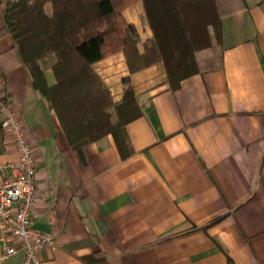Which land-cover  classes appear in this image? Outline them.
Segmentation results:
<instances>
[{"label":"crops","instance_id":"1","mask_svg":"<svg viewBox=\"0 0 264 264\" xmlns=\"http://www.w3.org/2000/svg\"><path fill=\"white\" fill-rule=\"evenodd\" d=\"M245 2L222 20L220 69L176 89L160 64L131 73L141 114L125 125L121 146L106 135L78 152L13 62L1 0L2 99L37 162L32 226L55 241L41 250L43 264H264V0ZM134 14L124 16L138 28L141 8ZM95 68L120 100L124 54ZM3 138L0 161L17 162ZM22 258L0 250V264Z\"/></svg>","mask_w":264,"mask_h":264},{"label":"trees","instance_id":"2","mask_svg":"<svg viewBox=\"0 0 264 264\" xmlns=\"http://www.w3.org/2000/svg\"><path fill=\"white\" fill-rule=\"evenodd\" d=\"M136 3L151 32L143 41L123 14ZM245 7V0H4L1 17L14 43L13 62L25 67L79 152L106 135L121 146L125 125L141 114L131 73L160 64L176 89L191 75L220 69L222 20ZM118 52L130 73L114 101L95 63Z\"/></svg>","mask_w":264,"mask_h":264},{"label":"built area","instance_id":"3","mask_svg":"<svg viewBox=\"0 0 264 264\" xmlns=\"http://www.w3.org/2000/svg\"><path fill=\"white\" fill-rule=\"evenodd\" d=\"M0 125L17 152V162L0 161V250L2 256L23 252L21 264H43L40 252L55 248L49 231L32 226V208L37 189V162L32 145L16 111L2 99ZM4 138L0 140L2 150Z\"/></svg>","mask_w":264,"mask_h":264},{"label":"rangeland","instance_id":"4","mask_svg":"<svg viewBox=\"0 0 264 264\" xmlns=\"http://www.w3.org/2000/svg\"><path fill=\"white\" fill-rule=\"evenodd\" d=\"M130 7H131V8H130ZM130 7H128V8H130V9H126V10L123 11L126 17L129 16L130 13H132V15H135L134 13H138V12H139V8H141V4H140V3H138L137 5L133 4V5L130 6ZM141 20H142V19H141ZM138 28H139V34H140L141 41H143L144 38L141 37V34H143V32H142L141 29H143V28H148V29H149V27L147 26V24L145 23V21L142 20L141 23L138 24ZM150 33H151V32H150ZM150 37H151V34H150ZM95 70H96V68H95ZM96 72H97V71H96ZM99 76H100V75H99ZM101 79H102V78H101ZM107 88H108V87H107Z\"/></svg>","mask_w":264,"mask_h":264}]
</instances>
